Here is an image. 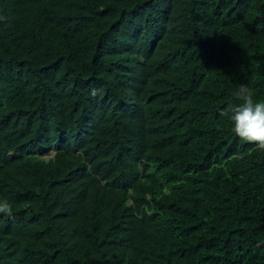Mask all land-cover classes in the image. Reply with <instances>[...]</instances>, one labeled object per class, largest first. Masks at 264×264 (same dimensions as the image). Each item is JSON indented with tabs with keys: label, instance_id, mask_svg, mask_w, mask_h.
<instances>
[{
	"label": "trees",
	"instance_id": "16d2710c",
	"mask_svg": "<svg viewBox=\"0 0 264 264\" xmlns=\"http://www.w3.org/2000/svg\"><path fill=\"white\" fill-rule=\"evenodd\" d=\"M264 0H0V264H264Z\"/></svg>",
	"mask_w": 264,
	"mask_h": 264
},
{
	"label": "clouds",
	"instance_id": "9594fccd",
	"mask_svg": "<svg viewBox=\"0 0 264 264\" xmlns=\"http://www.w3.org/2000/svg\"><path fill=\"white\" fill-rule=\"evenodd\" d=\"M235 103H229L224 111L233 134L242 141L254 143L264 149V101L256 99V94L241 85L233 93ZM0 213L12 215V203L6 197H0Z\"/></svg>",
	"mask_w": 264,
	"mask_h": 264
}]
</instances>
